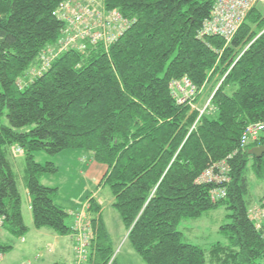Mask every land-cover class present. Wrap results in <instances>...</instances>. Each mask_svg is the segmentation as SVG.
I'll use <instances>...</instances> for the list:
<instances>
[{
    "label": "trees",
    "instance_id": "trees-1",
    "mask_svg": "<svg viewBox=\"0 0 264 264\" xmlns=\"http://www.w3.org/2000/svg\"><path fill=\"white\" fill-rule=\"evenodd\" d=\"M66 1L0 0L1 231L20 240L30 231L15 172L24 163L35 229L74 235L67 225L71 213L57 203L59 189L41 182L59 168L38 163L36 154L83 151L106 166L102 184L110 187L127 240L145 264H264L248 178L251 166L264 182V157L250 155L264 146V133L240 150L245 129L264 125L260 5L227 44L217 36L199 37L217 0H100L131 26L108 51L85 43L83 50L58 55L65 24L54 14ZM184 78L200 89L214 82L215 116L177 101L173 83ZM16 148L23 151L21 161ZM224 162L227 197L213 199L218 186L199 179ZM221 207L230 212L222 228L228 245H214L207 260V251L185 242L179 226ZM87 211L89 263L119 264L103 206L92 198ZM13 248V240L0 243L3 255Z\"/></svg>",
    "mask_w": 264,
    "mask_h": 264
},
{
    "label": "rangeland",
    "instance_id": "rangeland-1",
    "mask_svg": "<svg viewBox=\"0 0 264 264\" xmlns=\"http://www.w3.org/2000/svg\"><path fill=\"white\" fill-rule=\"evenodd\" d=\"M260 8H262L264 11V5H260ZM213 87L214 82H210L209 84H206L203 88H201L200 94L196 98L198 100V103L197 100L196 102L191 101L192 106L196 103V106L199 107V109L204 110L205 107L208 105L210 99H212L211 95L213 93ZM207 110L208 112L210 111L211 114L214 116L217 114L212 104ZM5 124L9 126L7 120L5 121ZM22 131H25V129L19 130V132ZM85 157L88 158L89 154L83 151L73 150L64 152L63 154L58 155L56 157H51L45 154L44 152L37 153L36 161L38 163L46 165L49 162H54L59 168L57 174L45 175L42 178V184L50 188L59 189L57 203L60 206L62 205L63 207H65V209L67 210L72 207L81 208V206H83L85 202L89 200V198H95L97 201L101 200L103 204L102 206L104 219L107 221L108 230L110 232L114 248V257L117 258L119 264H145L142 257L133 250L130 242L127 240V229L119 213L113 208L115 200L110 187L102 184V180L107 170L106 166L97 164L95 167H93L91 166V161L86 165L87 158L85 159ZM92 163L96 162L92 161ZM100 166L105 167V169L101 170ZM24 170L25 167L23 163L19 165V169L15 170V172L17 175L22 198V212L24 215L23 217L25 222H27V224L31 226V229L29 231L31 232L29 233L30 236L26 235V238L30 240L29 246L32 251L36 250L38 246V249L40 250L35 251V256L29 257L30 259H32L30 264H51L49 261H47L46 255H44L45 262H42V260L39 259V257L41 256H37V254L40 252L46 253L45 249L47 248V244H45V241L43 243L41 242V238L39 236H36L35 234L37 233L35 232L37 230L34 226L29 224V218L32 212L29 213L30 204L27 199ZM248 178L250 181L251 194L253 199L255 200V204L250 209L251 211L260 205V203L262 202L261 200L264 201V182H260L256 179L251 166L249 168ZM82 210H84L86 215L88 224L87 226L91 227L90 214L88 213L87 209L83 208ZM229 214L230 212L226 207H221L217 210L207 212L202 217L197 219H184L179 226V231L183 233L185 242L198 246L203 250L207 251V260H209L208 255L214 245L219 243L223 245H228V239L224 235L222 228L230 223V220L227 218ZM70 219V217L67 219V225L69 226L71 225ZM0 232L2 231L0 230ZM10 237L13 242L17 245V247L15 249V252H10L12 254L8 253L10 261H12V257L15 258L9 264H23V262H21V257L23 256H21L20 252V246L22 245L21 241L20 239L14 238L12 236ZM63 248L66 251V254H68L70 248L67 242L63 243ZM89 255L90 247L88 248V256L86 260L81 264H90L88 261ZM57 256L58 258H60L59 254H57ZM74 257L76 261L75 264H77L75 251Z\"/></svg>",
    "mask_w": 264,
    "mask_h": 264
},
{
    "label": "built area",
    "instance_id": "built-area-1",
    "mask_svg": "<svg viewBox=\"0 0 264 264\" xmlns=\"http://www.w3.org/2000/svg\"><path fill=\"white\" fill-rule=\"evenodd\" d=\"M259 5H264V0H217L211 18L204 23L199 37L217 36L223 38L227 44L231 43L249 13ZM54 15L65 24L58 55L72 48L83 50L85 43L93 46L103 45L108 51L131 26V22L125 19L119 11L107 10L100 0H68ZM261 36H264V30L260 33L259 37ZM53 58L47 59L43 70L48 68ZM41 72L34 71V74L40 75ZM200 90L193 86L187 78L173 83V93L180 104L194 101L200 94ZM211 101L212 99L204 110L199 109L201 116L211 106ZM263 133L264 125H249L241 136L240 150L244 151L250 144L258 142ZM14 152L17 156H23L20 148H16ZM229 182V170L225 162L208 169L199 179L201 184L212 183L218 186L212 194L213 199L218 200L227 197V189L223 185ZM83 208L87 209V207ZM82 209L75 214L76 231L73 237L77 264L83 263L88 256L92 233L91 227L87 226L86 215ZM250 216L257 230L264 237V201L250 211ZM3 223L1 219L0 230ZM3 257L4 255L0 253V264H2Z\"/></svg>",
    "mask_w": 264,
    "mask_h": 264
},
{
    "label": "crops",
    "instance_id": "crops-1",
    "mask_svg": "<svg viewBox=\"0 0 264 264\" xmlns=\"http://www.w3.org/2000/svg\"><path fill=\"white\" fill-rule=\"evenodd\" d=\"M22 158H23V156H17V160L18 161H21ZM86 158L87 157H85V159ZM86 160H87L86 165L90 161H91V166L95 167L97 165V163H92V161H94L92 155H89V157ZM100 167H101V170L105 169V167H102V166H100ZM41 181H42V179H41ZM27 199H28V202L30 204V211H29V213H30V212H32V209H31V198L29 196L28 191H27ZM90 199H92V198H89V200ZM88 201L85 202V204L83 206H81V208H74V207H72V208H70V209L67 210V211H69L71 213V217H70L71 218L70 219L71 220V225H70V227H72L73 229H75V225H76V218H75L76 216L74 217V215L78 211H80L83 207H87L88 208ZM97 203L99 205H101V206L103 205L102 202H101V200L97 201ZM72 213H74V215H72ZM29 221H30L29 224H31L32 226H34L32 213H31V216L29 218ZM24 222H25V220H24ZM105 223H106V226H107V221L106 220H105ZM25 224L27 225V227L29 229H31V226H29L27 224V222H25ZM107 228H108V226H107ZM35 232H37V233H35L36 236H39L41 238V242L43 243L45 241V244H47V248L45 249L46 250L45 251L46 253L40 252L41 254L40 253L37 254V256L38 255L41 256V257H39V259L42 260V262H45L44 261V257H45L44 255H46L47 261H49L51 264H75L76 261H75L74 250H73V248H74L73 236L74 235H70V236H66V237L65 236H60L57 233H55L54 231H50V229H41V230H37ZM29 233H31V232H29ZM29 233L27 234L28 236H30ZM0 240H1L0 241L1 244L6 243V242H12L11 237L6 232H3V231L0 233ZM20 241H21V244H22L20 246V248H21L20 249V252H21V256H23V257H21V262H23V264H25V263L26 264H30L32 259H30L29 257L30 256H35L36 255V252L35 251H40L38 249L39 246L37 247L36 250L32 251L31 248H30V246H29L30 240H28L26 238V236L22 240H20ZM64 242H67L69 244L70 251H69L68 254H66V251L63 248V243ZM16 247H17V245L14 243V248L11 250L12 253L15 252ZM10 252H8V253L9 254H12ZM8 253L4 255V260H3V263L2 264H9L10 262L13 261V259H15L14 257H12L13 259H12V261H10V258H9V254ZM57 254L60 255V258H58Z\"/></svg>",
    "mask_w": 264,
    "mask_h": 264
},
{
    "label": "water",
    "instance_id": "water-1",
    "mask_svg": "<svg viewBox=\"0 0 264 264\" xmlns=\"http://www.w3.org/2000/svg\"><path fill=\"white\" fill-rule=\"evenodd\" d=\"M250 155L261 159L264 157V146L255 147L250 151Z\"/></svg>",
    "mask_w": 264,
    "mask_h": 264
}]
</instances>
